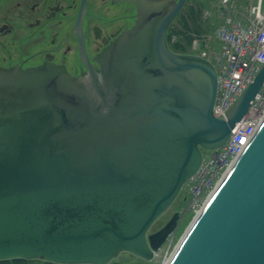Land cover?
Wrapping results in <instances>:
<instances>
[{"label": "water", "instance_id": "1", "mask_svg": "<svg viewBox=\"0 0 264 264\" xmlns=\"http://www.w3.org/2000/svg\"><path fill=\"white\" fill-rule=\"evenodd\" d=\"M168 12H141L85 79L0 69V260L150 261L178 213L146 235L220 148L264 84V64L224 118L216 72L166 44ZM165 264H264V118Z\"/></svg>", "mask_w": 264, "mask_h": 264}, {"label": "flooded vegetation", "instance_id": "2", "mask_svg": "<svg viewBox=\"0 0 264 264\" xmlns=\"http://www.w3.org/2000/svg\"><path fill=\"white\" fill-rule=\"evenodd\" d=\"M174 1L177 0H0V68L48 65L73 78L85 79L88 68L98 72V54L131 28L141 12L154 14L161 4L166 13ZM187 3L188 0L176 17L184 12ZM170 27L171 24L166 36ZM133 260L122 264H133ZM117 263L121 262L112 260L108 264ZM0 264L55 263L9 259Z\"/></svg>", "mask_w": 264, "mask_h": 264}, {"label": "built area", "instance_id": "3", "mask_svg": "<svg viewBox=\"0 0 264 264\" xmlns=\"http://www.w3.org/2000/svg\"><path fill=\"white\" fill-rule=\"evenodd\" d=\"M261 7L262 2L258 0L254 7L255 20L250 25L226 17L216 30L220 47L212 55L217 73V95L213 106L215 117H223L251 82L258 69H254L256 61H264V10L261 11ZM263 116L264 89L256 96L248 113L236 123L226 144L204 159L194 178L186 185L190 196L189 205L194 212L200 210L218 185Z\"/></svg>", "mask_w": 264, "mask_h": 264}, {"label": "rangeland", "instance_id": "4", "mask_svg": "<svg viewBox=\"0 0 264 264\" xmlns=\"http://www.w3.org/2000/svg\"><path fill=\"white\" fill-rule=\"evenodd\" d=\"M247 2L248 0H232V5L229 4V8L233 12L234 9L238 10L240 5ZM188 4L195 5V7L199 6L201 11V31L198 35L194 36L195 40L189 47L188 52L191 54L201 52H206L207 54L211 53L217 47V41L214 38V30L221 18L225 16V13L223 12L222 8V5L224 4L222 3V0H188L186 7L188 6ZM226 10H228V6L226 7ZM229 14H233L234 16V12L232 14L229 12ZM178 17H176L175 20L172 22V28H170L169 33L171 32V30L173 31L174 28L177 29L176 21ZM183 198L184 193H181L179 196H177V199L174 201V204L168 210V212L160 216L159 219L151 227V232L159 229L175 211H179L178 213L180 215V218L179 222H177V228L175 229L173 235H171V237H169L165 244H163V246L158 250L155 257L151 261L147 262L135 259L133 261V264H164L166 262V259L171 255L181 235L184 233L185 229L192 221V213L188 210L187 206L188 201H184Z\"/></svg>", "mask_w": 264, "mask_h": 264}, {"label": "trees", "instance_id": "5", "mask_svg": "<svg viewBox=\"0 0 264 264\" xmlns=\"http://www.w3.org/2000/svg\"><path fill=\"white\" fill-rule=\"evenodd\" d=\"M201 11L199 6L188 5L185 11L179 15L176 25L177 29L168 34L167 41L169 48L176 53H188L191 42L194 36L198 35L201 31Z\"/></svg>", "mask_w": 264, "mask_h": 264}, {"label": "bare ground", "instance_id": "6", "mask_svg": "<svg viewBox=\"0 0 264 264\" xmlns=\"http://www.w3.org/2000/svg\"><path fill=\"white\" fill-rule=\"evenodd\" d=\"M223 1V0H222ZM256 5L254 4V5H252V6H250L248 3H244V4H242V5H240V7L238 8V10H236V9H234V18L236 19V21H238V22H240V23H242V24H246V25H250V22L252 21V20H255V13H254V7H255ZM234 8V7H233ZM226 12H228V11H226ZM138 20V19H137ZM136 20V21H137ZM251 20V21H250ZM136 23V22H135ZM221 24H222V21L220 20L219 22H218V24H217V26H216V30L221 26ZM135 25V24H134ZM133 25V26H134ZM132 26V27H133ZM131 27V28H132ZM131 28H129V29H127L126 31H128V30H130ZM216 30H214V38L216 39V41H218L219 42V40H218V38H217V36H216ZM126 31H124V32H126ZM123 32V33H124ZM121 35V34H120ZM119 35V36H120ZM241 35H244V33H241ZM110 45V44H109ZM108 45V46H109ZM107 46V47H108ZM106 47V48H107ZM105 48V49H106ZM102 52V51H101ZM100 54V53H99ZM99 54H98V57H99ZM254 54H256V52L254 53ZM195 55H197V56H199V57H201V58H203V59H205V60H207L208 62H210L211 63V65L214 67V69H216V65H215V62H214V60H213V56L212 55H207V56H202V55H200V54H198V53H196ZM98 57H97V62H98V65H99V61H98ZM264 64V61H256V67L254 68V69H256V68H258L257 69V71L255 72V74H253V78L255 77V75H256V73L258 72V70L260 69V67L262 66ZM40 67V66H39ZM97 73V72H96ZM252 78V79H253ZM217 79V78H216Z\"/></svg>", "mask_w": 264, "mask_h": 264}]
</instances>
